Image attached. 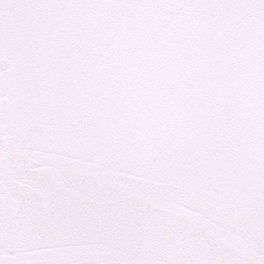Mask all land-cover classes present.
Masks as SVG:
<instances>
[{"label": "snow or ice", "instance_id": "6c2138e0", "mask_svg": "<svg viewBox=\"0 0 264 264\" xmlns=\"http://www.w3.org/2000/svg\"><path fill=\"white\" fill-rule=\"evenodd\" d=\"M0 264H264V0H0Z\"/></svg>", "mask_w": 264, "mask_h": 264}]
</instances>
